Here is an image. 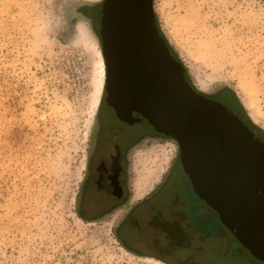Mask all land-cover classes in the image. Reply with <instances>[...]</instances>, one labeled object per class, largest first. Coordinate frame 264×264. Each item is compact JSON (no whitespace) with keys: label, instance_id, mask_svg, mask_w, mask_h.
<instances>
[{"label":"rangeland","instance_id":"1","mask_svg":"<svg viewBox=\"0 0 264 264\" xmlns=\"http://www.w3.org/2000/svg\"><path fill=\"white\" fill-rule=\"evenodd\" d=\"M102 1L0 0V264H264L202 202L203 236L129 239L141 255L117 239L121 212L78 217L105 90ZM153 12L190 84L264 137V0H153ZM133 162L136 191L169 182L195 195L172 139L142 143Z\"/></svg>","mask_w":264,"mask_h":264},{"label":"water","instance_id":"2","mask_svg":"<svg viewBox=\"0 0 264 264\" xmlns=\"http://www.w3.org/2000/svg\"><path fill=\"white\" fill-rule=\"evenodd\" d=\"M154 17L153 0L102 1L105 89L132 100L155 132L176 142L194 193L264 263V140L188 83Z\"/></svg>","mask_w":264,"mask_h":264},{"label":"flooded vegetation","instance_id":"3","mask_svg":"<svg viewBox=\"0 0 264 264\" xmlns=\"http://www.w3.org/2000/svg\"><path fill=\"white\" fill-rule=\"evenodd\" d=\"M84 8H79L80 14L84 13ZM89 20L92 23L93 19ZM110 89L108 86L103 90L89 139L79 200L85 218L107 219L121 212L115 226L116 236L124 248L138 255L147 253L127 242L137 236L150 238L153 234L166 233L169 238L179 239L177 244L181 245L190 236H203L206 226L197 203L204 202L195 193L190 194L191 198L182 197V190L169 182H161L148 192L136 191L134 152L142 143L170 138L155 132L132 100ZM205 97L217 102L215 95Z\"/></svg>","mask_w":264,"mask_h":264},{"label":"trees","instance_id":"4","mask_svg":"<svg viewBox=\"0 0 264 264\" xmlns=\"http://www.w3.org/2000/svg\"><path fill=\"white\" fill-rule=\"evenodd\" d=\"M154 22H155V20H154ZM155 25H156V22H155ZM156 28H157V31H158V33H159V35L161 36V38L164 40V42H165V44L167 45V47H168V50H169V52H170V54L172 55V57H173V59L175 60V61H178L179 62V60L177 59V57L174 55V53L172 52V49H171V47L169 46V44L167 43V41H166V39L164 38V36H163V34L160 32V30H159V28H158V26L156 25ZM184 76H185V79L188 81V79H187V77H186V75H185V72H184ZM188 83L190 84V82L188 81ZM191 85V84H190ZM192 86V85H191ZM237 107V106H236ZM236 107H233V110L235 111H233L232 110V112L237 116V117H239L242 121H243V123L251 130V132H253L256 136H258V137H260L261 139H263L264 140V137L262 136V134L260 135V133H258L257 132V130H256V128H255V126H253V124L248 120V118L246 117V116H244V115H241V114H239V112L237 111V109H236ZM171 139V138H170ZM77 214H78V217L80 218V219H83V220H87V218H85L86 216H85V213H84V211L80 208L79 209V211L77 212ZM223 226V225H222ZM224 227V226H223ZM235 238V237H234ZM233 238V239H234ZM118 239V238H117ZM236 240V239H235ZM237 241V240H236ZM238 242V241H237ZM238 244H240L239 242H238ZM240 246L243 248V246L240 244ZM244 249V248H243ZM245 251H247L246 249H244ZM247 253H249L248 251H247ZM250 254V253H249ZM251 255V254H250ZM252 256V255H251ZM253 257V256H252Z\"/></svg>","mask_w":264,"mask_h":264},{"label":"bare ground","instance_id":"5","mask_svg":"<svg viewBox=\"0 0 264 264\" xmlns=\"http://www.w3.org/2000/svg\"><path fill=\"white\" fill-rule=\"evenodd\" d=\"M92 1H101V0H92ZM121 6H122V2L120 3V6L118 8L121 9ZM81 33L84 35L85 34V30L84 29H81L80 30ZM98 70H99V82H100V89H102L103 87V83H104V77L106 76L105 75V72H106V67H105V63H104V58H100L99 61H98ZM147 261H150V262H154L155 264H162L156 260H152L151 258H147L145 259Z\"/></svg>","mask_w":264,"mask_h":264}]
</instances>
